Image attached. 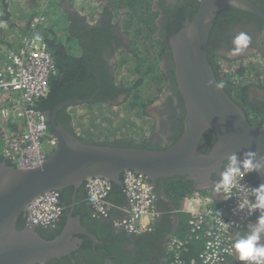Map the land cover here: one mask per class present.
<instances>
[{
    "label": "flooded vegetation",
    "instance_id": "af4514ba",
    "mask_svg": "<svg viewBox=\"0 0 264 264\" xmlns=\"http://www.w3.org/2000/svg\"><path fill=\"white\" fill-rule=\"evenodd\" d=\"M96 1L100 11H95V19L92 21L89 20L90 12L79 13L66 7L65 12L70 14L73 22L71 29H74L78 39L77 54H73L82 58L86 73L80 81H72L64 88H49L47 94L41 98V105L44 107L41 111L47 121L45 114L62 102L70 99L83 101L76 106L67 105L59 109L56 120L64 127L73 123V116L80 117L88 127L92 122L87 115L92 114V111L94 113L103 110L100 109L102 107L122 108L126 110L128 117L129 112H142L145 116L141 115L138 125L132 129L137 130V134H127L128 132L120 129V125L114 129L118 137L121 136L117 146L123 143V147L164 150L182 134L185 116L182 98L177 91L174 62L168 42L186 20L192 19L199 0H148L146 3L147 0H135L137 5L133 9L137 13L134 17H131L124 0L122 3L116 0ZM247 1L264 15V0ZM111 16L113 17L108 25L107 21ZM35 18L38 19L36 29L42 35L45 28L42 25L46 23L43 10L32 17L31 22ZM86 25V28H82ZM241 31L251 37V44L240 55L229 57L227 53L233 47L232 39ZM47 48L53 59L48 45ZM208 59L213 70H217L216 77L220 82L232 75L230 83L236 90L225 84L223 89L239 105L248 122L254 125L253 119L264 118V19L237 9L221 11L215 17L211 29ZM119 73L121 77L117 79ZM57 74L58 72H54L53 76ZM147 88L152 91L150 95ZM136 90L141 92V97L138 98L143 103L139 109L134 108L137 101L132 98ZM261 125L257 127H264V122ZM96 142L109 144L99 140ZM213 142L212 133L205 134L200 140V150L207 152ZM1 160L4 159L0 158ZM175 177L192 181L186 176ZM246 178L252 188L256 187L255 172L247 174ZM219 179L213 174L210 183L215 184ZM164 180L157 179L153 188L155 210L160 213V218L163 214L171 217V209L174 207L167 194L163 193ZM192 183L194 184L193 181ZM87 184L88 182L77 190L71 187L56 192L61 216L53 225L47 228L25 226L33 228L42 238L50 241L67 227L66 215L70 214L76 219L78 226L95 239L94 241L87 234L74 233V237L79 239L77 248L66 256L51 259L44 264H166L167 260L158 256L157 251L152 252L150 258L141 248L145 242L157 239L155 225L158 219L150 233L132 236L133 234L115 226L112 219L94 214L87 198ZM193 184V192H214V186L196 190ZM254 219L255 217L251 221ZM249 223L231 233V244L238 234L242 235L247 231ZM179 225L178 217L173 215L170 231L173 233ZM171 236L177 237L173 234ZM189 246L188 243V253ZM225 264L245 262L236 260L233 250Z\"/></svg>",
    "mask_w": 264,
    "mask_h": 264
},
{
    "label": "water",
    "instance_id": "95a60500",
    "mask_svg": "<svg viewBox=\"0 0 264 264\" xmlns=\"http://www.w3.org/2000/svg\"><path fill=\"white\" fill-rule=\"evenodd\" d=\"M47 7L48 3L43 12ZM228 8L264 19L247 0H199L192 19L186 20L169 39L177 91L185 110L182 134L169 147L155 150L83 141L73 126L64 127L56 120L60 108L83 103L70 99L45 114L55 146L41 164L20 168L7 160L0 161V264H44L66 256L78 246L79 239L74 233L87 234L95 241L70 214L66 215L67 227L50 241L27 228L51 226L26 222L30 205L45 195L71 187L77 190L93 179L107 181L112 191L113 185L122 188L121 176L127 171L142 175L152 188L157 179L186 176L194 182L196 190H204L215 185L210 183L211 175L220 178L231 153H237L241 159L247 151L257 152L258 158L264 156V127L250 124L223 88L217 90L214 84H208L210 80L220 82L208 59V44L215 17ZM207 133H212L214 142L203 152L200 140ZM255 174L258 187L264 183V175ZM213 194L219 200V194L215 191ZM111 208L109 205L107 218ZM258 216L257 211L251 222L255 223Z\"/></svg>",
    "mask_w": 264,
    "mask_h": 264
},
{
    "label": "built area",
    "instance_id": "2783aa9c",
    "mask_svg": "<svg viewBox=\"0 0 264 264\" xmlns=\"http://www.w3.org/2000/svg\"><path fill=\"white\" fill-rule=\"evenodd\" d=\"M30 28L29 35L14 40L12 48L0 46V156L20 168L41 164L55 146L44 114L35 108L36 102L48 92L55 64L43 36L36 29V18ZM24 75L30 78V87ZM238 180L230 191L220 192L219 204L215 205L213 198L200 193L183 199L177 211L187 214L189 238L202 236V246L197 257L188 262L185 256L189 241L171 237L167 244L171 264H224L232 255L231 233L244 226L255 211L249 181L245 175ZM241 183L245 188L240 187ZM122 188L127 207L115 226L129 234L150 232L160 217L155 210L152 186L142 175L127 171L122 175ZM110 190V184L101 179L87 184L88 201L99 217L108 215L106 197ZM60 216L61 207L53 193L30 205L26 222L49 226Z\"/></svg>",
    "mask_w": 264,
    "mask_h": 264
},
{
    "label": "trees",
    "instance_id": "16d2710c",
    "mask_svg": "<svg viewBox=\"0 0 264 264\" xmlns=\"http://www.w3.org/2000/svg\"><path fill=\"white\" fill-rule=\"evenodd\" d=\"M35 1V0H31ZM49 0L48 1V7L43 12L44 17L46 18V23L42 26H45L43 29L44 34L43 38L46 43H48L49 50L53 56V60L55 63L56 71L58 72L55 76H50L49 79V88H57L60 89V87L64 88L66 87L70 82H78L82 78H84L85 75V64L82 62V58H78L73 53H76L77 43L78 39L76 38V32L74 29H71V24H73L70 14L68 12L63 11V0ZM72 1V0H69ZM117 2H121L122 0H116ZM7 2H10V0H0V24L4 26H0V46H6L7 48L13 47L14 40H19L27 35H29L30 29L27 27L28 23L32 19L31 16H33V9L37 7V4H29L26 14L22 13L21 20L18 23L12 22L11 24H6L7 22L11 21V16L13 15V12L8 10ZM148 2L145 1V3ZM122 3V2H121ZM125 6L128 8L129 13L131 17H134L137 13L133 7L137 5V1L135 0H124ZM91 14V13H90ZM111 16L107 23L109 25ZM44 21V20H43ZM88 25L83 26L82 28H86ZM23 34V35H22ZM22 36V37H21ZM21 37V38H20ZM216 58V57H215ZM216 63V62H215ZM217 71V70H216ZM215 71V72H216ZM241 70H237V72H240ZM120 74V73H119ZM231 76L229 75L227 78L221 79L225 86H230L231 89L236 90L234 85L230 83ZM60 77V78H59ZM62 77V79H61ZM76 89V88H74ZM56 90V89H55ZM141 92L139 90H136V94L134 99L137 101V105L134 107L136 109H139L142 106V102L139 100L141 97ZM144 96V95H143ZM139 97V98H138ZM41 100L37 101L35 104V108L38 111L43 110L44 107L41 105ZM100 109H105L104 107ZM42 112V111H41ZM104 110H97L96 112L90 114L93 117H100L103 114ZM264 122V118L261 119H253L252 123H254L255 126H262L261 124ZM72 126V125H71ZM95 131L96 133H99L97 135H93L89 131ZM74 131H78L77 136L79 138H83V141H91L93 140L92 137L96 138L101 137L102 139H105L104 143H109L112 145H118L119 144V138L118 134H114L113 132L109 131H115L110 130L109 126L105 127V136H103L102 131L96 128L94 124H90L88 127H77L74 125L73 127ZM99 131V132H98ZM48 132L51 133V128L48 127ZM80 138V139H81ZM145 143V142H144ZM125 144H121L120 146H123ZM165 184L162 187L163 193H166L170 201L173 202L174 208L178 209V206L180 205L181 200L186 196L190 195L194 190L192 188V181L184 180L178 177L168 178L165 179ZM113 198V199H112ZM109 202L111 204H117L120 206L126 205V202L124 203V197L122 196L120 192V188L118 186L113 185L112 191L108 198ZM167 210V209H165ZM181 215V214H180ZM180 220V227L181 229H177L173 233L170 231V225H171V217L168 216V214H163L161 218L159 217L157 220V223L155 225L157 233L156 238L152 239L150 242H145L141 248L148 253V256L152 258V252H156L159 254L158 256H162L164 259L167 260L166 264L170 263L172 260L171 253L166 250V242L168 238L173 234L176 235L178 238H187L190 244V252L187 253V257H193L196 256L197 252H199L201 245H202V236H200L199 239H193L189 238L188 232L185 230L187 225V217L184 215L178 216ZM22 220V219H21ZM19 220V221H21ZM150 233V232H149ZM147 233L142 234H133L132 236L138 237V236H144ZM201 235V234H200Z\"/></svg>",
    "mask_w": 264,
    "mask_h": 264
},
{
    "label": "clouds",
    "instance_id": "9594fccd",
    "mask_svg": "<svg viewBox=\"0 0 264 264\" xmlns=\"http://www.w3.org/2000/svg\"><path fill=\"white\" fill-rule=\"evenodd\" d=\"M81 1H84V0H81ZM95 2L97 4V8H98L99 4L97 3V1H95ZM74 9L77 12L81 13L76 8V6ZM95 11H96V9H95ZM250 44H251V37L246 32L241 31L233 37V39H232L233 47L229 49L227 55L229 57L238 56L242 52H244L249 47ZM119 77H121L120 74L117 75V79H119ZM208 84H209V86H212L214 84V87L217 90L222 89L224 87V83L222 81L221 82H214V81L210 80L208 82ZM158 103H159V101H157V104ZM72 121H73V123H71V125L73 127H74V125L79 127V124H77V123H81V122L78 121V116H73ZM89 132H91V131H89ZM127 134L131 135V134H137V133H127ZM92 138H93V140H97L94 137H92ZM0 158H2V157L0 156ZM2 159H4V158H2ZM226 159H227V163L224 165V169L220 173V179L214 185V191L219 194V200L216 199L213 192L200 193L202 195H209L211 198H213L215 205L219 204V202L222 201V197L220 195V192H228L232 188H234L236 186V184L239 183L238 178L240 180H242L244 175L246 176L247 174L253 173V172L257 173L259 176L264 175V156H259V158H258V153L255 151H247V152L243 153L242 159L238 156L237 153L233 152L230 155H228V157ZM4 160H6V159H4ZM9 163H10V165L16 166L15 164H13L11 162H9ZM121 181H122V176H121ZM240 187L243 189V188H245V185L241 183ZM121 189L123 191V188H121ZM110 193H111V190L106 197V203L108 204V206L113 205L108 200ZM193 193H199V192H192L190 195H192ZM251 193H252V196L254 197L253 202H252V207H253V209H255V211H254V215L245 223V225L247 223H249L256 216L257 211L259 212V216L257 217V220L255 223L250 222L248 224L247 231L244 234H242V235L238 234L237 235V237L232 242L231 248H232V250L235 251L236 260H238V261L245 262V264H264V183H261L258 187L251 188ZM123 194H124V192H123ZM190 195H186L185 197L190 196ZM124 196H125V194H124ZM125 199H126V197H125ZM183 199L181 200V202L183 201ZM126 207H127V200H126V206L124 207V209ZM108 212H109V210H108ZM123 214H124V210H123ZM123 214L118 218L112 219V223L115 225V221L117 219H120L123 216ZM182 214H184V213H182ZM185 215H187V214H185ZM110 217H111V210H110ZM105 218H107V217H105ZM187 218H188V216H187ZM187 225H188V219H187ZM186 231L188 232V226L186 227ZM188 236H189V234H188ZM171 237H173V236H170L166 242V250H167L168 241ZM181 239H187V238H181ZM197 255H198V252H197L196 256H193L190 258H196ZM229 257H231V256H229ZM185 258L189 262L190 258H188L187 256H185ZM171 262L172 261H170V263Z\"/></svg>",
    "mask_w": 264,
    "mask_h": 264
},
{
    "label": "rangeland",
    "instance_id": "374dc122",
    "mask_svg": "<svg viewBox=\"0 0 264 264\" xmlns=\"http://www.w3.org/2000/svg\"><path fill=\"white\" fill-rule=\"evenodd\" d=\"M49 0H35V1H31V0H10V2H7L8 5V10L13 12V15L11 16V21L7 22L6 24H11L12 22L18 23L22 17V13L26 14V10L29 6V4H37V7H35L33 9V16H36L41 10H43V6L48 3ZM73 1V2H72ZM65 0L62 3L63 7V11L68 8H72L74 10L75 6L76 8L84 14L87 13H91L89 15V20L92 21L95 15V9L96 11H100V7L97 8V4H96V0ZM141 1V0H139ZM56 2H58L56 0ZM1 11V9H0ZM45 16V15H44ZM46 19V18H45ZM46 21V20H45ZM36 22H38V19H36ZM31 24H33V21L31 23L28 24V27L30 28ZM4 26V25H3ZM77 51V50H76ZM119 70V69H118ZM126 70L128 71V68H126ZM121 75V73H120ZM152 91L150 89L147 88V93L150 95ZM16 102V101H15ZM104 112L100 117H93L91 115H87L89 117V120H91L92 124H94L96 126L97 129H99V131H102L103 136H105L106 131L104 130L105 127H107V125L109 126L110 130H114L117 125H120V129H123L124 132H128V133H137V130H132L134 128V126L138 125V121H139V117L145 116V114H143L142 112L140 114H131L129 112V117L127 116V112L126 110L122 109V108H106L103 109ZM85 114V113H82ZM78 121L81 123H77L79 124V127L83 126V127H87L85 124H83V120L80 119V117H78ZM88 121V119H87ZM98 131V132H99ZM78 132V131H76ZM109 132H113L114 134H116V131H109ZM91 133L93 135H97L99 133H96L95 131H92L91 129ZM107 134V133H106ZM102 137V136H101ZM101 137H97V140H102Z\"/></svg>",
    "mask_w": 264,
    "mask_h": 264
},
{
    "label": "crops",
    "instance_id": "0c3cea01",
    "mask_svg": "<svg viewBox=\"0 0 264 264\" xmlns=\"http://www.w3.org/2000/svg\"><path fill=\"white\" fill-rule=\"evenodd\" d=\"M21 18V17H20ZM120 192H121V194H122V196L124 197V203L126 202V199H125V196H124V194H123V191H122V189L120 188ZM113 199V198H112ZM182 205V202H180V205L178 206V209L180 208V206ZM126 205H124V206H120V205H117V204H113L112 205V208H111V217H110V219H113V218H118V217H120L122 214H123V210H124V207H125ZM178 209H176V208H174L173 207V209H171V210H173V212H172V214H171V218H172V216L173 215H176L177 217L178 216H185V217H187V215H185V214H182L181 212L179 213L177 210ZM181 214V215H180ZM179 219V218H178ZM179 222H180V220H179ZM179 227H180V225H179ZM178 227V228H179ZM179 229H181V228H179ZM185 230H186V228H185Z\"/></svg>",
    "mask_w": 264,
    "mask_h": 264
},
{
    "label": "bare ground",
    "instance_id": "6f19581e",
    "mask_svg": "<svg viewBox=\"0 0 264 264\" xmlns=\"http://www.w3.org/2000/svg\"><path fill=\"white\" fill-rule=\"evenodd\" d=\"M23 35V34H22ZM22 37V36H21ZM20 37V38H21ZM24 78L26 79V81L28 82V86L30 87V78L29 77H27V75H24Z\"/></svg>",
    "mask_w": 264,
    "mask_h": 264
}]
</instances>
